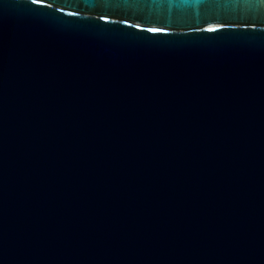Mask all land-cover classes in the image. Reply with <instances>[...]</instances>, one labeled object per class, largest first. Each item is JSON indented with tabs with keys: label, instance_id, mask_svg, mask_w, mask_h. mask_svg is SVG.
<instances>
[{
	"label": "water",
	"instance_id": "1",
	"mask_svg": "<svg viewBox=\"0 0 264 264\" xmlns=\"http://www.w3.org/2000/svg\"><path fill=\"white\" fill-rule=\"evenodd\" d=\"M0 264H264V0H0Z\"/></svg>",
	"mask_w": 264,
	"mask_h": 264
}]
</instances>
